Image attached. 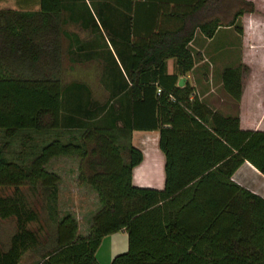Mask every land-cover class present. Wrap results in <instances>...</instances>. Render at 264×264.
<instances>
[{
	"label": "trees",
	"instance_id": "trees-1",
	"mask_svg": "<svg viewBox=\"0 0 264 264\" xmlns=\"http://www.w3.org/2000/svg\"><path fill=\"white\" fill-rule=\"evenodd\" d=\"M64 10V0H40L35 11L0 9V189L10 190L0 194V264L23 255L37 264H99L102 238L120 230L128 247L109 264H264V198L232 180L246 161L264 176V131L240 129L238 118L192 96L193 87L176 86L194 65L195 32L210 39L219 27L234 26L241 33L236 21L253 3L197 0L174 14V30L111 42L128 82L107 90L102 102L84 82L65 81V62L96 44L65 42ZM243 71L221 73L236 101ZM135 130L158 131L162 189L132 184L143 157L131 143ZM70 155L78 159L77 183L98 203L83 236L74 214H59L60 178L47 169L53 158ZM3 220L13 222L11 234Z\"/></svg>",
	"mask_w": 264,
	"mask_h": 264
},
{
	"label": "crops",
	"instance_id": "crops-1",
	"mask_svg": "<svg viewBox=\"0 0 264 264\" xmlns=\"http://www.w3.org/2000/svg\"><path fill=\"white\" fill-rule=\"evenodd\" d=\"M197 0H64L66 33L65 42H79L86 46L82 51L86 55L81 59L67 61V69L74 65H87L97 78L101 90L118 89L128 82L123 69L112 49L111 42H143L159 30H174L180 22L175 13L183 12ZM253 3L254 10L244 13L236 21V26H222L212 38H205L196 31L189 44L194 56L192 69L179 76L177 87L185 84L194 89L195 96L213 112L224 117L239 119L242 130L264 131V0H246ZM40 0H0V9L35 11ZM11 3V5H7ZM108 44V45H106ZM117 62H107L110 56ZM112 64V65H111ZM251 64H253L251 66ZM259 68L260 78L254 77L253 66ZM241 66L244 70L241 97L234 100L222 86L221 73L226 68ZM116 75L110 81L109 69ZM118 69V70H117ZM66 71V70H65ZM168 74L174 72V60L166 61ZM184 78L182 86L178 80ZM84 82V81H81ZM91 91V86L84 82ZM191 96V97H192ZM105 98V99H106ZM104 99V100H105ZM103 100V101H104ZM102 102V101H100ZM158 131H133L131 143L142 153V161L132 170V184L141 188L162 189L164 186V155L158 147ZM59 156L55 157H71ZM52 159V160H53ZM51 160V161H52ZM233 182L264 198V176L249 162H244L233 174ZM77 235H86L88 227ZM125 230L106 235L102 238L95 258L99 264H109L114 256L127 250ZM23 255L17 264H37Z\"/></svg>",
	"mask_w": 264,
	"mask_h": 264
},
{
	"label": "rangeland",
	"instance_id": "rangeland-1",
	"mask_svg": "<svg viewBox=\"0 0 264 264\" xmlns=\"http://www.w3.org/2000/svg\"><path fill=\"white\" fill-rule=\"evenodd\" d=\"M11 5V3L7 4ZM253 64H251L252 66ZM68 63L65 62V81H84L92 88V95L98 101H103L106 98V92L101 90L97 84V78L92 74L89 66L74 65L73 69H67ZM254 77L260 78L257 70L259 68L254 65ZM14 149L19 150L17 146ZM47 169L58 174L60 181L58 183L57 207L59 214L70 212L78 219L80 230L83 232L90 224L92 214L98 208L97 198L95 193L85 185L77 183L78 176V159L75 156L60 157L49 162ZM9 189H0L1 195L9 194ZM37 207V206H36ZM2 229L7 234H11L14 230V224L10 220L1 221ZM88 230V229H87ZM26 259H30L28 255ZM31 258L29 261H34Z\"/></svg>",
	"mask_w": 264,
	"mask_h": 264
},
{
	"label": "water",
	"instance_id": "water-1",
	"mask_svg": "<svg viewBox=\"0 0 264 264\" xmlns=\"http://www.w3.org/2000/svg\"><path fill=\"white\" fill-rule=\"evenodd\" d=\"M184 81H185V79L184 78H180L179 80H178V86H182L183 85V83H184Z\"/></svg>",
	"mask_w": 264,
	"mask_h": 264
},
{
	"label": "built area",
	"instance_id": "built-area-1",
	"mask_svg": "<svg viewBox=\"0 0 264 264\" xmlns=\"http://www.w3.org/2000/svg\"><path fill=\"white\" fill-rule=\"evenodd\" d=\"M158 92H159V90H158Z\"/></svg>",
	"mask_w": 264,
	"mask_h": 264
}]
</instances>
